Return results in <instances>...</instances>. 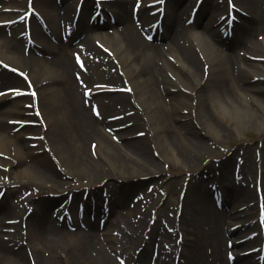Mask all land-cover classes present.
<instances>
[{"label":"bare ground","instance_id":"1","mask_svg":"<svg viewBox=\"0 0 264 264\" xmlns=\"http://www.w3.org/2000/svg\"><path fill=\"white\" fill-rule=\"evenodd\" d=\"M184 1L168 0L160 39L163 44H157L159 34L153 43L147 41L152 32L149 25L159 20L150 12L167 0H85L84 13L95 16V11L101 7L102 14L115 18V23L107 24L115 30L98 34L85 25H78L69 40L63 38L62 31L66 34L72 31L69 17L76 10L75 1L63 0L60 8L56 0H35L36 16L47 20L56 42L50 45L41 42L47 35L35 18L33 22H26L31 24L30 34L25 33L27 29L20 21L17 25L23 30L15 42H5L0 37V62L17 71L0 70L2 90H9L6 98L21 95L16 90L21 84L27 88L22 104L8 100L12 103L6 111L0 107V165L10 167L9 172L0 169V185L10 177L12 184L45 182L65 194L71 183L64 179L71 178L82 183L87 181L85 185L103 184L108 192L122 193L142 183L141 177L163 174L162 162L188 167L196 159L189 153L197 152L198 157V152L206 147V139L217 143L238 132V129L230 131L220 125L206 108L207 101L211 100L220 108L222 119L231 116L239 123L252 124L264 132V60L256 62L255 66L249 63L251 59L245 58L257 56L251 53L256 48L264 51V42L258 44L254 39V32L264 28L260 26L264 24L260 0H234L236 26L243 21L250 26L246 38L228 42L220 38V33L211 35L209 28L229 18L225 14L235 6L231 0L229 3L205 0L201 15H209L210 26L199 24L200 30L192 35L186 34L182 24L187 12V7L182 8ZM137 4L138 12L135 11ZM28 5L29 1L0 0V22L13 19L7 18L4 11L13 12ZM94 7L96 10L92 12ZM136 16L141 22L135 20ZM30 37L43 48L31 47ZM98 41L101 44L96 43ZM243 51H246L244 58L240 56ZM77 54L94 70L92 77L77 71ZM259 56L264 58V55ZM116 67L124 72L126 85L120 84L121 76L114 75ZM91 82L92 85L102 83V86L89 88L87 84ZM100 88L112 89L113 93L104 102L100 97L102 109L97 110L86 96ZM130 88L131 95L127 92ZM119 90L121 92H117ZM128 95L134 101L130 103L131 109L124 107L129 106ZM77 142L81 143V148ZM1 155H9V158H1ZM235 163L231 170L229 159L223 173L213 182V185L219 182L233 190L223 210L212 206L208 197L212 190L203 182V174L189 181L186 189L189 196L181 203L186 206L190 219L181 217L184 224L180 226L176 218L161 216L151 228L148 215L140 216L133 204L122 203L114 197L109 215L104 216L108 220L103 231L91 221L88 230L73 231L70 223L61 220L67 214L70 191L66 193L68 201L53 209L51 206L57 204L59 198L35 201L29 197L30 213L26 219L22 218L27 227L15 233L21 218L15 221L7 215L4 197L0 203V264H26L28 260L30 264H54V259L60 255L66 264H122L125 258L132 257L134 249L143 245L147 234L150 237L136 264H155L156 261L177 264L175 252L169 247L171 242L182 232L184 248H188L194 242L192 225L203 218L207 219L216 244L213 260L187 259V263L256 264L260 249L251 244L256 241L258 230L264 228V197L254 192L261 176L263 182L264 169L254 170L248 162L238 158ZM135 178L140 180L135 182ZM86 207L96 216L104 214L101 205L97 204L94 210L91 204ZM117 214L121 218L111 220ZM254 217L258 218L254 220ZM162 218L167 221L162 223ZM9 219L15 222L9 225ZM14 224H18L17 230ZM71 224L77 225L76 222ZM5 228L8 231L4 232ZM25 232L27 242H23L27 237ZM226 232H231L230 238H226ZM224 239L235 245V253L227 243L225 245ZM175 241L177 248L178 241ZM184 255L182 253V259Z\"/></svg>","mask_w":264,"mask_h":264},{"label":"rangeland","instance_id":"2","mask_svg":"<svg viewBox=\"0 0 264 264\" xmlns=\"http://www.w3.org/2000/svg\"><path fill=\"white\" fill-rule=\"evenodd\" d=\"M68 1H71V0H68ZM196 2H197V0H188L187 6L192 7L196 4ZM260 4H261L262 10H264V0H260ZM189 10H190V8H189ZM14 15H15V13L10 14V16H7V17L13 18ZM187 16H185V17H187ZM263 16H262V19H263ZM185 20H186V18L183 19V23H185ZM208 21H209V15L206 14L202 18L201 23H202V25L203 24L207 25ZM247 26H250V23L247 24ZM260 26L264 27V24L263 25L261 24ZM196 27L195 26L187 27L186 34L188 33V34L192 35L194 32H197V30L199 31L200 29L199 28L196 29ZM241 29H243V27H241ZM19 31L20 30H19L18 26L17 27L5 26L3 29L0 28V37H2L3 41H5V42H8V41L15 42V40H16L15 38L19 34ZM99 31L110 33V32H113V29L108 27L106 29H102ZM210 32L212 33L213 29L211 30V28H210ZM262 37H264V28L258 29L255 32L254 39H255V41H258L257 43L259 44L260 42H264V40H261ZM47 41H48V38L43 43H47ZM93 41H94V39H93ZM250 46L252 47L253 44H250ZM258 46L254 45L255 48ZM40 47H41V45H40ZM255 50H256L255 52L251 51V53L252 54L255 53L254 55H257V56H254V58H252V59L260 57L259 55H264L263 50L258 49V48H256ZM245 52L246 51H243L242 53H240V56L244 58V56L246 54ZM251 57H253V56L247 55V57H245V58L250 59ZM252 59L249 60V63H252L251 65L257 66L255 60H252ZM238 67H240V66L237 65V68ZM116 69H117V71L115 72V75L122 77L123 75L119 73V69L117 67H116ZM40 70H41V68H40ZM81 70L85 71L83 66H81ZM88 70H90V69L88 68L87 71ZM88 74H91V73H88ZM93 75H91V77ZM91 77H90V79H91ZM120 80H121L120 81L121 83L124 82V81H122L123 77ZM21 85L24 86V84H21ZM0 89H3V87L2 88L0 87ZM213 91L214 90L212 88L211 92H213ZM109 98H110V96H106V97H103L102 99L108 100ZM132 101H133V99L131 100L130 96H128L127 97V104H129V106L127 105L124 107H127L128 109H130L131 108L130 103ZM16 102L22 104L24 102V99H18V100H16ZM211 102H213V103H211ZM7 106H9V104L4 105L2 110L6 111ZM252 106H254V105H252ZM206 108H209L211 113L215 117H217L220 125L223 126L224 128H226L230 131L238 129L237 134H235V136H233L230 139L217 141V143L210 140L209 138L206 139L205 140V146L206 147L203 151L201 150L200 152H198V155H199L198 157H197V152H190L189 153V155L191 157L194 156V158H196V159L193 160L192 164L188 167H182L181 168V166L179 164H173V163L166 164L165 162H162L161 165H162V169H163V178H161L162 177L161 176L160 177L161 179L157 180L158 175L157 176L156 175L149 176V177H154V178H148V180H147V177H141L140 179H142V180L145 179V180H143L142 183H136L135 185H133L130 189L126 190L125 192L122 190L121 195H123V196L119 195L120 200H126L127 202H133L134 197L140 196V194L142 192H146L148 190L149 185H153L154 183H157L156 185L158 186L161 183H163L166 186V191L163 194L154 198L151 202L149 201L148 207L150 206L149 211L151 212V216L159 217L160 214H163V216H171L173 214L172 212H174V211H172L173 207L174 206L176 207L178 204L179 196H180V189L179 188L182 186L181 183H183L184 181L186 182L188 179H191V178L195 179V177H200L202 174H204L205 175L204 177H206V178L203 180V182H205L207 185H209L212 182L211 179L213 177H218L219 175H221L223 173V170L225 168L224 166H225V164H227V161H229V159H231V163H232L231 164V170H233L235 159H237V158L244 159V161L248 162L249 165L252 166L254 170H258V168H259L258 166L261 165V160H262V166H263V162H264V132H261L259 128H256L257 126L255 127L252 124L249 125V124L241 123V121L239 123L237 121V119H232L231 116H227L226 120L222 119V117L219 115L220 108L218 107L217 104H214L213 100H211L209 102L207 101ZM255 110H257V108H255ZM221 111H223V109H221ZM257 111H259V110H257ZM258 115L261 116V114H258ZM251 121L252 120H250V123H252ZM77 144L80 147L81 143L77 142ZM88 147H87V149H89ZM70 148H71V151L73 152L72 146H70ZM14 154L15 153H13V155ZM1 158H7L8 159L9 155L8 156L1 155ZM0 169L3 171L8 170V168L5 167L4 165H0ZM181 176H182V178H180ZM138 180H139L138 178L134 179V181H138ZM66 181H69L72 184L71 190H73V192L76 194L74 204L80 203L86 199L87 195L84 196V194L87 191V188H90V190L95 191L94 192L95 193L94 194L95 199L102 200L101 194L103 193L102 192L103 190L99 189L97 187L98 186L97 184L85 185L87 181H84V183H82V182H77L76 180L73 181L70 178L66 179ZM0 189L2 190L1 187H0ZM5 190H6V193H5L6 197L5 198H6V201H8V203H7L8 214L7 215L12 219L24 218V216L28 212L26 206L23 203H19L17 201V199L20 195L24 196V195H31L32 194L31 196H36L35 201H39V200L41 201V200H50L55 196V194L61 193L60 191H57L55 189V186H53V184H48L45 182H32V183H28L26 185H23L22 187H20L19 185H13V186L8 185V187L4 188V191ZM43 191H46V193H48V194L44 195ZM36 193H38V195H35ZM254 193L256 195V192H254ZM91 198H93V197H91ZM209 200L211 203H213L211 194H209ZM23 207H24V209H23ZM136 212H140V209ZM149 215H150V213H149ZM184 217H186V219H188V218L190 219V216L187 215L186 212H185ZM86 218H87L86 224L85 223L80 224V222L77 223L78 229L84 230V225H87L89 220H91V222H93L92 220L94 219V214H88ZM116 218H120V215H117L116 217L112 218V220H116ZM256 218L257 217H254L253 219H256ZM96 223H98V219H97ZM181 224H184V223L182 222ZM23 225L24 224H22V223L19 225V230H17V227H16L17 233L19 231H21L20 229H22L23 227L25 228V226H23ZM192 229L194 230V242L191 243V245L184 250V252L186 253V255H184L185 259L187 260V259H193L194 258L198 261H202V260H207L209 258V260L211 261L213 259V255H212V253H213V235L210 232V226H209V223L207 222V219L203 218L199 223H196V225L195 224L192 225ZM24 234H26V232ZM26 236H27V234H26ZM143 239L145 240L146 237ZM27 241H28V236L26 237V240L23 242H27ZM256 241H257L256 244L260 245L262 243L261 237L259 236L258 240H256ZM143 245H144V242H143ZM143 245L141 247H144ZM138 249L139 248L134 249V251H133L134 257L137 256L136 252ZM127 261H128V264H132V263H134L135 259H133V257H132L131 259H128ZM16 264H19V263H16ZM26 264H30L29 260L27 261ZM54 264H66L65 259L63 257H61V255H60L59 257L54 259ZM87 264H97V263L93 262V263H87Z\"/></svg>","mask_w":264,"mask_h":264}]
</instances>
